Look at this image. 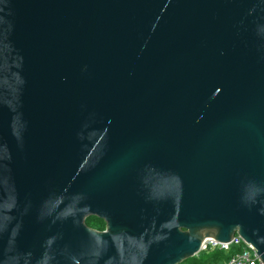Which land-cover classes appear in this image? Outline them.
<instances>
[{
	"label": "water",
	"instance_id": "water-1",
	"mask_svg": "<svg viewBox=\"0 0 264 264\" xmlns=\"http://www.w3.org/2000/svg\"><path fill=\"white\" fill-rule=\"evenodd\" d=\"M236 234L264 263V0H0V264Z\"/></svg>",
	"mask_w": 264,
	"mask_h": 264
},
{
	"label": "built area",
	"instance_id": "built-area-1",
	"mask_svg": "<svg viewBox=\"0 0 264 264\" xmlns=\"http://www.w3.org/2000/svg\"><path fill=\"white\" fill-rule=\"evenodd\" d=\"M232 247L242 248V252L234 255L226 264H264L258 256L253 245L248 244L240 235L236 234L230 243H219L209 239L205 242L203 250L208 248L230 251Z\"/></svg>",
	"mask_w": 264,
	"mask_h": 264
},
{
	"label": "trees",
	"instance_id": "trees-1",
	"mask_svg": "<svg viewBox=\"0 0 264 264\" xmlns=\"http://www.w3.org/2000/svg\"><path fill=\"white\" fill-rule=\"evenodd\" d=\"M88 225L96 230L104 231L106 224L98 218H92ZM242 248L232 247L230 251L208 248L183 264H226L234 255L241 253Z\"/></svg>",
	"mask_w": 264,
	"mask_h": 264
},
{
	"label": "flooded vegetation",
	"instance_id": "flooded-vegetation-1",
	"mask_svg": "<svg viewBox=\"0 0 264 264\" xmlns=\"http://www.w3.org/2000/svg\"><path fill=\"white\" fill-rule=\"evenodd\" d=\"M105 229H106V227H105Z\"/></svg>",
	"mask_w": 264,
	"mask_h": 264
}]
</instances>
